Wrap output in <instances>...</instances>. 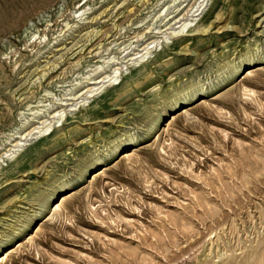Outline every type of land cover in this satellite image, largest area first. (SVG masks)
<instances>
[{
  "label": "rangeland",
  "instance_id": "1",
  "mask_svg": "<svg viewBox=\"0 0 264 264\" xmlns=\"http://www.w3.org/2000/svg\"><path fill=\"white\" fill-rule=\"evenodd\" d=\"M6 1L0 9L6 14L0 20V217L6 207L19 212L15 206L25 204L46 171L71 174L80 160L73 150L88 138L101 132L110 138L121 120L139 131L142 106L152 108L154 91L164 90L177 70L189 69L182 79L192 74L187 80L209 86L245 49L264 55V0ZM255 63L262 69L251 81L264 102V59ZM242 71L205 93L211 102L198 113L202 121L191 117L183 131L172 130L167 152L149 147L158 127L140 140L150 160L140 152L139 175L118 168L104 176L103 188L94 186L96 215L67 203L72 218L45 222L40 251L25 247L2 264H180L206 245L214 253L261 242L264 108L240 99L246 113L224 106L234 113L229 117L216 110L214 98L218 88L241 80ZM145 75L150 79L137 87ZM126 87L132 90L115 101ZM124 148L110 157V167ZM5 222L0 219V228Z\"/></svg>",
  "mask_w": 264,
  "mask_h": 264
},
{
  "label": "bare ground",
  "instance_id": "2",
  "mask_svg": "<svg viewBox=\"0 0 264 264\" xmlns=\"http://www.w3.org/2000/svg\"><path fill=\"white\" fill-rule=\"evenodd\" d=\"M21 1L23 0H17V2ZM6 4V0H0V9L5 8ZM5 16V11H0L1 21L4 20ZM221 16L217 15L218 18H221ZM147 45L143 48L147 47ZM259 59H264V55H258L257 50L245 49L244 52L239 54L238 61L234 65L228 66L230 60L225 61V65L228 66L226 74L209 86L199 85L196 82L187 80V77L191 78L192 74L188 75L185 79L181 78L182 74L184 75L185 72L191 73V70L185 68L177 70L174 73V78L170 79L164 90L160 92V90L156 89L154 91L152 98L148 101L152 102V108L149 109L145 105L146 100H144L145 106H142L145 108L142 111L144 119L142 123L138 124L139 131H131L126 128L123 125L125 121L121 120V123L119 122L116 125L117 128L114 130V135L110 138L106 137L102 132L97 133L94 137L88 138L85 143L75 147L73 154H78L80 160L76 161L75 169H73L71 174L68 175L67 172H64L61 176H57L55 175L56 173L51 174L49 171H46V174L41 176V180L38 181L39 185L41 183L43 185L36 186V183H32L33 187L28 189L29 191L27 190L28 192L23 197L25 200L21 201L25 202V204L15 206V209L21 207L19 212L9 207H6L2 211L3 214L0 219L6 222L0 228V264L9 260L14 254L22 251L25 247L29 248L31 246L35 251H40L38 237L44 232L45 222L57 217L63 220H70L72 218L70 210L66 207L67 203H71L77 208H83L89 213L96 215L95 203L99 201L93 197L92 190L94 186L100 182L103 188L104 176L106 174L115 176L118 168L122 169L123 172L139 175L140 167L136 166V162L139 161L140 152L146 153L143 161L150 160L148 148L139 149L143 147L140 140L145 139L154 128L158 127L156 130L158 134L149 147H152L156 153H160V151L167 152L165 149L166 142L169 139L172 142L171 131L180 132L184 127L183 123L191 117L201 120L198 113L203 108L205 110L206 103L210 101L204 96L205 93L234 78L240 70H243L241 73L246 72L241 80L237 83L235 82L236 84L231 87L225 88L224 85L215 91L218 92L222 89L214 97L218 102L215 103L216 105L214 104L216 110H225V115L228 113L229 117H232L234 113L230 109H224V106L234 105L238 111L246 113L239 100L247 98L254 100V102L257 101V104L261 108H264V102L257 99V83L251 81V78L260 75L259 69H262L260 68L261 63H255ZM103 78L98 79L94 83L101 82ZM143 78L142 81L137 82V87H140L144 81L150 79L149 75H145ZM223 88L225 89L223 90ZM89 90V88L86 89V91ZM131 90L130 87H126L116 95L115 101H119L121 97L127 95ZM198 95H201L196 99L199 102L196 104L188 102ZM157 105H159L158 108H156ZM176 107H178L176 111L169 114L163 126H161L159 122L168 114L169 109ZM93 114L94 116H102V113L99 111H94ZM99 138L102 141L100 144L95 142ZM88 144H91L90 148H87ZM18 145L20 143L18 141L15 142L14 146ZM101 146H104V148H101ZM168 146H170V142ZM122 147L125 148L118 153L120 155L119 160L110 167V157ZM56 165L59 164L57 163ZM94 167L96 168L89 173L90 179L87 180L86 174L88 170ZM85 178L86 184L83 187H78V181ZM139 181L142 180L140 179ZM105 197L107 196L105 195ZM77 200L79 203L76 206ZM40 206H42V210L39 211ZM66 208L68 210L64 211ZM44 210H46L45 213H43ZM8 216L11 217L9 220ZM39 216L38 222L42 221L38 224L35 221ZM260 217L264 219V213H261ZM33 222H35L34 225ZM212 248V245H206L201 254L194 253L189 258V263L184 261L180 264H264V239L261 242L258 240L254 244H242L238 247L239 251L233 248H222L212 253Z\"/></svg>",
  "mask_w": 264,
  "mask_h": 264
}]
</instances>
